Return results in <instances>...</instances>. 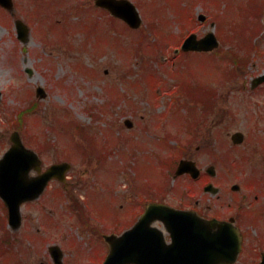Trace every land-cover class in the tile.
Listing matches in <instances>:
<instances>
[{
  "label": "rangeland",
  "instance_id": "rangeland-1",
  "mask_svg": "<svg viewBox=\"0 0 264 264\" xmlns=\"http://www.w3.org/2000/svg\"><path fill=\"white\" fill-rule=\"evenodd\" d=\"M131 1L143 17L137 30L113 20L95 0H13L10 13L0 6V158L11 144L16 113L29 110L20 131L42 157L43 168L72 164L66 183L52 181L39 199L22 206L21 228L8 227L13 256L1 253L0 264H42L44 259L52 264L44 256L53 244L63 250L65 264H99L108 252L101 234L120 233L126 222L134 217L135 222L140 211L135 213L134 204L142 210L147 195L175 207L188 204L189 195L193 202L202 198L207 216L250 213L237 221L245 237L236 264H260L264 83L252 84L264 74V0ZM18 19L28 24L26 40L18 36ZM210 30L225 34L215 50L175 52L189 34L202 37ZM176 38L179 43H173ZM38 87L46 97L37 96ZM201 89L202 95L193 97ZM206 92L212 94L211 107ZM77 123L88 129L80 130ZM187 124L197 135L190 141ZM88 131L109 156L106 161L83 156ZM237 131L244 133L243 143H233ZM181 144L203 173L215 166L216 175L206 176L220 188L218 195L204 193L201 179L174 178L165 168L162 158ZM254 179L259 183L249 187ZM234 183L241 186L238 192L231 189ZM141 189L146 192L135 203ZM74 194L84 208L74 206ZM2 203L0 224L6 218ZM259 214L257 224L249 223Z\"/></svg>",
  "mask_w": 264,
  "mask_h": 264
},
{
  "label": "water",
  "instance_id": "water-1",
  "mask_svg": "<svg viewBox=\"0 0 264 264\" xmlns=\"http://www.w3.org/2000/svg\"><path fill=\"white\" fill-rule=\"evenodd\" d=\"M0 3L10 10L13 8L12 0H0ZM96 4L108 8L132 27L141 25L139 11L130 0H96ZM17 27L20 36L25 37L27 26L18 20ZM217 45L212 33L202 39L192 34L185 40L183 49L208 50ZM263 80L264 76L258 81ZM37 95L45 97L46 92L39 87ZM238 139H242L241 134L234 136L235 141ZM11 141V147L0 159V195L9 207L11 224L17 228L21 223V203L38 197L53 176L62 178L69 164H56L38 176L29 177L33 167L41 170V160L35 151L24 146L17 131L11 134ZM184 169L195 177L200 172L194 162H181L178 172ZM208 171L214 173V168L210 167ZM157 220L162 221L171 233L172 243L168 244L163 232L152 226ZM106 240L111 250L104 264H232L242 246L240 231L232 222L200 218L195 212L162 203L148 204L131 229L121 236H107ZM51 251L53 256H62L58 247H52ZM261 264H264V253Z\"/></svg>",
  "mask_w": 264,
  "mask_h": 264
},
{
  "label": "flooded vegetation",
  "instance_id": "flooded-vegetation-1",
  "mask_svg": "<svg viewBox=\"0 0 264 264\" xmlns=\"http://www.w3.org/2000/svg\"><path fill=\"white\" fill-rule=\"evenodd\" d=\"M204 186H205V183H204ZM183 208H187V209H191V208H194V209H196L197 210V212L200 214V215H202V216H206V214H205V207H204V204L202 203V198H200V199H198V200H196V201H190V203H188V204H185V207H183ZM220 215V214H219ZM219 218H222V219H229V218H231V217H233V216H223V215H221V216H218ZM236 217V216H235ZM236 219V221H238L237 220V217L235 218ZM52 256H46V259L47 258H49V260H50V263H52V264H57L55 261H54V258L52 257ZM107 256H104L103 258H102V260H101V262H103L104 261V259L106 258ZM46 262L47 261H45V259L44 260H42V264H46ZM100 262V263H101ZM47 264H48V262H47ZM60 264H65L64 262H63V257L61 258V262H60Z\"/></svg>",
  "mask_w": 264,
  "mask_h": 264
},
{
  "label": "trees",
  "instance_id": "trees-1",
  "mask_svg": "<svg viewBox=\"0 0 264 264\" xmlns=\"http://www.w3.org/2000/svg\"><path fill=\"white\" fill-rule=\"evenodd\" d=\"M27 112H28V110L23 111V112H21V113H22L21 115H24V114H26Z\"/></svg>",
  "mask_w": 264,
  "mask_h": 264
}]
</instances>
